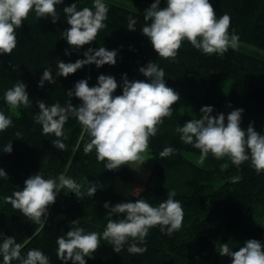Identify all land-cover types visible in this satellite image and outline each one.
I'll use <instances>...</instances> for the list:
<instances>
[{"label":"trees","instance_id":"trees-1","mask_svg":"<svg viewBox=\"0 0 264 264\" xmlns=\"http://www.w3.org/2000/svg\"><path fill=\"white\" fill-rule=\"evenodd\" d=\"M149 8L154 0H126ZM108 6L106 28L100 30L96 40L83 48L73 50L64 39L67 16L63 8L76 3L77 10L89 7L93 11L94 0H63L56 5L59 20L53 23L51 17L37 18L34 10L16 29L17 46L11 55H0V112L12 120V126L0 132V168L8 179L0 177V233L4 237H15L24 247L21 256L31 249L41 250L49 258V264H64L57 256V238L66 236L73 227L72 221L79 219L78 227L86 233L100 234V248L85 257L86 264H232L231 257L221 256L218 249L228 243L230 250L238 251L249 239L264 244V172L257 173L250 161L239 167L228 157L216 159L211 153L203 164L190 160L187 154L200 157L199 149L185 144L180 139L178 127L197 117L180 111V100L172 106V116L166 117L158 125L157 134L150 138L148 151L154 157L151 173L135 195H121L116 192L117 180L133 181L126 165L109 171L105 162L96 158L95 149L85 154L84 146L90 137L75 117L69 116L64 125L67 139L66 151L55 148L54 134L44 135L42 125L35 122L39 113L38 103L43 100L47 106L59 103L65 106L69 101L74 106L81 101L68 94L81 79H87L89 86H95L98 76L112 75L122 85L123 74L129 81L145 80L139 68L149 62H156L165 71V82L179 93L181 87H195L200 95L191 96L189 101L194 109L212 106V115L227 114L235 109H243L241 127L245 130L250 123L257 132L264 134V0H210L217 18L230 17L229 34L239 37L238 47L229 48L223 55H207L184 41L176 59L159 58L142 27L150 21L144 14L120 6L112 0H103ZM166 6L161 0L160 7ZM137 21L135 31L127 29L128 18ZM241 45L243 48H240ZM105 47L117 52L116 64L85 65L67 78L57 76L58 61L74 63L84 59L88 48ZM247 47L248 50H244ZM69 55H65V50ZM45 68H50L55 83L45 82L38 87ZM231 80L229 94L221 95V82ZM17 81L26 85L30 107L21 106L11 110L4 100V94ZM118 87L114 95H121ZM19 132L20 135L16 136ZM83 133V138L82 137ZM11 141L13 151L3 152ZM165 147L174 152L161 158L159 153ZM77 150L73 152V149ZM222 164H228L221 169ZM41 174L45 179L57 178L60 174L81 184V194L77 197L68 189L57 193L56 201L48 208L46 222L36 224L19 210L7 203L5 197L22 190L24 181L31 175ZM239 177V180L234 178ZM95 184L94 196L87 195V189ZM174 191V199L179 200L183 210V224L180 230L168 235L159 226L149 230L145 242L137 244L145 247L142 254L127 251L133 241L129 239L117 254L113 246L103 239V231L110 216L105 202L110 207L121 202L144 199L152 206L167 199V193ZM119 218H123L122 215ZM33 233H35L33 235ZM2 243V239H0ZM0 264L3 256L0 255ZM12 264H19L13 260ZM68 264H72L69 260Z\"/></svg>","mask_w":264,"mask_h":264},{"label":"clouds","instance_id":"clouds-1","mask_svg":"<svg viewBox=\"0 0 264 264\" xmlns=\"http://www.w3.org/2000/svg\"><path fill=\"white\" fill-rule=\"evenodd\" d=\"M62 3L63 0H0V55H11L18 43L16 29L22 27L33 10L37 18L51 17L56 23L59 20L56 5ZM160 3L161 0H154L145 10L143 19L151 23H146L141 30L159 58L174 61L185 40L207 55H223L229 48L238 47L239 37L230 35L228 31L230 17L223 15L217 18L210 0H166L164 7H160ZM93 8L95 11L89 7L77 10L76 3L63 8L68 25L64 39L73 50L91 44L100 30L107 26L104 21L108 6L103 0H94ZM136 23L130 16L127 29L135 31ZM69 54L66 49L65 55ZM83 55L84 59H77L74 63L59 60L57 76L67 78L85 65L95 64L99 68L105 64H116L117 52L105 47L88 48ZM139 72L146 77L145 80L129 81L127 74H123L122 85L112 75H99L97 85L91 87L87 79H81L75 83L73 90L68 91L69 96L81 101L80 105L74 106L69 101L65 106L55 103L49 107L40 100V111L34 120L42 125L44 135L54 134L56 139L52 144L55 148L66 151L64 125L69 116L75 117L83 133L90 137V142L84 146V153L95 149L97 160L105 162L107 170H118L123 165H142L150 159L145 156L150 138L157 134L158 125L163 123L164 118L172 116V106L179 102L180 95L166 85L165 71L156 62L140 67ZM45 82H56L50 68L43 70L38 87L42 88ZM118 87H122V94L114 95ZM4 100L11 110L30 107L26 85L21 81L5 92ZM243 111L235 109L226 117L224 113L214 116L213 107L204 106L198 119L188 120L177 128V132L181 134L183 143L200 150V164L211 153L216 159L228 157L237 167L250 161L255 171L261 173L264 172V134L257 132L252 123L246 130L241 127ZM10 126L11 118L0 112V132ZM19 135L17 132L16 136ZM76 150L74 148L73 152ZM12 151L10 141L3 152L10 154ZM173 152L172 147H165L159 156L168 157ZM227 167L228 164L221 165L222 170ZM0 177L8 179L3 168H0ZM234 180H239V177ZM81 187L64 174L55 179H45L37 173L24 181L22 190L13 192L5 200L29 220L42 225L46 222L49 206L55 203L60 190L68 189L78 197ZM96 191V185L92 184L87 189V195L92 197ZM175 196L174 191H169L167 199L158 206H152L144 199L121 202L111 207L109 202H105L108 214L118 218L108 220L103 239L113 246L117 254L131 239L133 243L127 251L142 254L146 248L137 244L145 242L151 228L159 226L162 232L166 230L171 235L182 227L184 210L180 201L174 199ZM121 215L123 218H119ZM72 224L66 236L57 238V256L64 264H68L69 260L72 264H86L85 257H91L90 254L100 248V234L95 231L86 233L82 227L76 226L79 219ZM0 239L3 264H12L13 260L19 261V264H49L48 256L41 250L31 249L26 257H22L24 245L17 243L15 237H4L0 233ZM218 252L221 256L231 257L232 264H264V244L256 239L247 240L235 252L230 250L228 243H223Z\"/></svg>","mask_w":264,"mask_h":264},{"label":"rangeland","instance_id":"rangeland-1","mask_svg":"<svg viewBox=\"0 0 264 264\" xmlns=\"http://www.w3.org/2000/svg\"><path fill=\"white\" fill-rule=\"evenodd\" d=\"M113 2L117 3L120 6H124L126 8L135 10L139 13L144 14L145 10L148 8L142 7L138 4L126 1V0H112ZM240 48H243L241 45H239ZM244 50H248L247 47H244ZM231 80H225L220 83L219 88H218V93L221 95H227L230 92L231 89ZM180 95V111L183 114L191 115L194 117L199 118L201 113L200 110H196L193 108L191 105L189 98L191 96H196L200 95V91L196 89L195 87H181L179 91ZM146 158L148 159L146 162H144L142 165L140 164H132L131 167L129 165H126V167L129 169V171L132 174L133 181L131 182H126L123 180H117L116 183V192L121 194V195H135L136 191L142 187V184L147 181L150 173H151V168L153 167L154 164V157L153 155L147 151L145 153ZM187 157L196 162L197 164L199 161L198 156H195L193 154H187ZM262 223H264V217L262 218Z\"/></svg>","mask_w":264,"mask_h":264}]
</instances>
